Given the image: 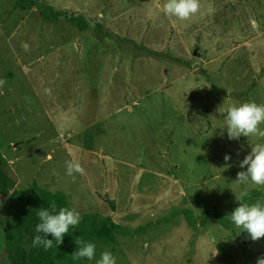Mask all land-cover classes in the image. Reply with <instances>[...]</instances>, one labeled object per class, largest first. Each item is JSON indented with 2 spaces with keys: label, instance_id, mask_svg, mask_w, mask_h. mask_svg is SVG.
Masks as SVG:
<instances>
[{
  "label": "rangeland",
  "instance_id": "1",
  "mask_svg": "<svg viewBox=\"0 0 264 264\" xmlns=\"http://www.w3.org/2000/svg\"><path fill=\"white\" fill-rule=\"evenodd\" d=\"M34 1L22 11L0 0V157L15 183L0 194V264H10L8 226L14 256L30 247L7 206L32 185L120 230L92 260H73L79 244L65 239L69 264H96L104 251L116 264H256L264 237L205 212L228 214L244 189L264 203V187L236 181L264 141L230 140L224 120L230 105L264 104V0H200L188 20L164 15L166 0ZM46 8L94 19L121 41L45 21ZM69 160L86 172L75 182Z\"/></svg>",
  "mask_w": 264,
  "mask_h": 264
},
{
  "label": "clouds",
  "instance_id": "2",
  "mask_svg": "<svg viewBox=\"0 0 264 264\" xmlns=\"http://www.w3.org/2000/svg\"><path fill=\"white\" fill-rule=\"evenodd\" d=\"M200 10V0H166L162 5V12L168 17L180 20H188ZM5 84L0 79V87ZM225 129L228 138L239 139L241 136H255L264 141V104L254 101L243 102L238 105H230L224 113ZM229 155L224 156L225 162L229 161ZM66 175L75 182L77 175L86 174L84 167L76 160L65 162ZM227 163L225 167H229ZM239 167L245 169L237 173L236 181L241 185L249 183L264 187V142L251 144V151L240 162ZM249 192L244 189L240 192L238 206L229 215L231 222L238 228L246 231L251 240L257 241L264 237V203L257 200L254 203L247 202ZM39 223L35 226L37 233L32 240L34 247H42L45 251L62 243L63 237L69 232L70 227H76L81 216L74 208L61 206L57 209L55 201L50 202L49 207L40 208L37 211ZM51 235L52 239L48 236ZM79 247L72 254L73 260L88 259L95 257L96 244L90 241H76ZM96 264H116V258L110 251L101 253ZM256 264H264V256L258 257Z\"/></svg>",
  "mask_w": 264,
  "mask_h": 264
},
{
  "label": "trees",
  "instance_id": "3",
  "mask_svg": "<svg viewBox=\"0 0 264 264\" xmlns=\"http://www.w3.org/2000/svg\"><path fill=\"white\" fill-rule=\"evenodd\" d=\"M35 4L36 2L34 0H17V5L22 11L34 7ZM42 18L45 21L53 22L63 20L68 24L75 25L81 33L87 28H92L97 39L106 37L116 42L121 41L118 36L111 32L107 31L106 33H101V30L103 29L101 24L93 23L92 21L94 19L85 17L80 13L46 8V11L42 13ZM3 168L4 162L0 157V194L6 195L14 187L15 183L11 178L5 175ZM254 193L260 195V192L258 191H254ZM261 197L264 196L262 195ZM52 201L56 202L57 209L61 206L68 207V200L61 192H45L37 188L35 185L24 190L14 191L10 194L8 198L7 212L13 223V227L22 231L31 242L29 249L25 253L19 257L14 256L11 249L10 226L6 228V250L10 264H69V260H66L62 254L65 239H70L73 242L84 240L107 246L112 241L111 235L117 234L120 231L118 226L111 222L109 217H106L104 221L97 226L96 224L99 220L98 216L85 214L82 216L80 223L76 227H70L69 232L63 237V241L59 245L56 246V242L53 241V248L47 251L42 247H34L32 240L37 234L35 232V226L39 223L37 211L40 208L49 207V204ZM232 211L223 215L216 210H206L205 214L208 215L212 213L218 223L221 226L226 227L227 224L231 222L229 215ZM181 214L185 217L189 225H195L191 215L187 211H182ZM145 228L146 227L144 226L138 227L136 230L131 231L130 234L136 235ZM48 238L52 239L51 235H49Z\"/></svg>",
  "mask_w": 264,
  "mask_h": 264
}]
</instances>
